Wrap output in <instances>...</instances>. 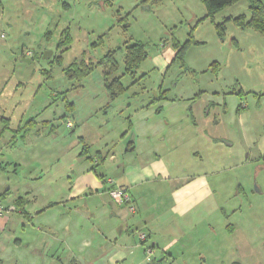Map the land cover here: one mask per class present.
Here are the masks:
<instances>
[{
	"label": "rangeland",
	"instance_id": "obj_1",
	"mask_svg": "<svg viewBox=\"0 0 264 264\" xmlns=\"http://www.w3.org/2000/svg\"><path fill=\"white\" fill-rule=\"evenodd\" d=\"M238 16L244 23L250 18L248 0L215 13L201 0H0V163L6 176L40 186L38 200L57 197L85 127L66 126L70 108L82 114L89 101L109 96L102 65L80 80L69 77L67 67L115 50L113 74L124 87L119 102L170 97L177 100L172 110L193 109L220 139L229 136L233 165L225 176L240 178L248 199L241 196L245 203L229 215L234 230L214 245L217 259L201 254L187 263L264 264V34L238 25ZM136 41L147 56L133 74H122L125 47ZM97 126L87 127L85 142H98ZM239 186L236 181L235 190Z\"/></svg>",
	"mask_w": 264,
	"mask_h": 264
},
{
	"label": "crops",
	"instance_id": "obj_2",
	"mask_svg": "<svg viewBox=\"0 0 264 264\" xmlns=\"http://www.w3.org/2000/svg\"><path fill=\"white\" fill-rule=\"evenodd\" d=\"M120 96L89 101L82 114L70 108L69 129L85 124L75 145L82 147L71 155V173L62 171L55 199H36L40 186L11 181L0 163V201L15 207L0 217V264H148L140 232L158 264L217 259L214 245L234 230L229 215L247 198L242 180L225 176L233 165L228 134L220 139L193 109L172 110L170 97ZM88 126L101 131L97 143L84 141ZM109 177L128 190L134 211L110 198Z\"/></svg>",
	"mask_w": 264,
	"mask_h": 264
},
{
	"label": "trees",
	"instance_id": "obj_3",
	"mask_svg": "<svg viewBox=\"0 0 264 264\" xmlns=\"http://www.w3.org/2000/svg\"><path fill=\"white\" fill-rule=\"evenodd\" d=\"M209 13L218 12L220 9L234 4L238 0H201ZM250 18L244 23L243 17L238 16L236 22L240 26H251L264 34V5L259 0H248ZM123 61V73L122 74H133V69L146 58L147 52L145 45L142 42H133L126 47ZM182 47L177 52L181 53ZM115 50L108 52L104 57L97 59L96 61L81 59L80 61L74 62L67 67L66 74L74 79L80 80L86 76L96 65H102L103 71L106 76L105 87L109 93L110 98L119 96L123 91L124 87L120 81L119 76L113 74L119 67V63L114 57ZM108 75V77H107ZM110 77V78H109ZM109 78V79H107ZM156 101V100H154Z\"/></svg>",
	"mask_w": 264,
	"mask_h": 264
},
{
	"label": "built area",
	"instance_id": "obj_4",
	"mask_svg": "<svg viewBox=\"0 0 264 264\" xmlns=\"http://www.w3.org/2000/svg\"><path fill=\"white\" fill-rule=\"evenodd\" d=\"M26 56L31 57V55L27 54ZM65 124L68 128H71L73 126V121L71 119L65 120ZM106 182L108 184L107 193L110 196V198L118 205L120 204H126L128 209L130 211H134V205L132 204L131 195L128 192V190L125 187L119 186L116 183H114V180L109 177L106 178ZM15 210V207L13 205L4 206L0 201V217L4 216L5 214ZM139 236V244H141L144 252L145 259L147 260L148 264H158L153 261V248L150 244H146V234L140 232L138 234Z\"/></svg>",
	"mask_w": 264,
	"mask_h": 264
},
{
	"label": "water",
	"instance_id": "obj_5",
	"mask_svg": "<svg viewBox=\"0 0 264 264\" xmlns=\"http://www.w3.org/2000/svg\"><path fill=\"white\" fill-rule=\"evenodd\" d=\"M42 55H43V58H49L51 56V52L50 51H46ZM21 60L22 61H26V62H29L30 61L29 58H22Z\"/></svg>",
	"mask_w": 264,
	"mask_h": 264
},
{
	"label": "clouds",
	"instance_id": "obj_6",
	"mask_svg": "<svg viewBox=\"0 0 264 264\" xmlns=\"http://www.w3.org/2000/svg\"><path fill=\"white\" fill-rule=\"evenodd\" d=\"M27 57V56H26Z\"/></svg>",
	"mask_w": 264,
	"mask_h": 264
}]
</instances>
